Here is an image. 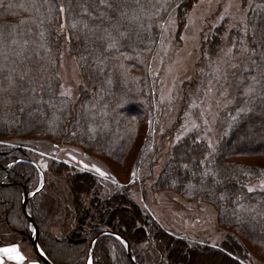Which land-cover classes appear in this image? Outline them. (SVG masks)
Here are the masks:
<instances>
[{"label":"trees","instance_id":"obj_1","mask_svg":"<svg viewBox=\"0 0 264 264\" xmlns=\"http://www.w3.org/2000/svg\"><path fill=\"white\" fill-rule=\"evenodd\" d=\"M195 1L148 0L149 4L162 7L151 19H144L147 27L137 29L130 25L131 38L123 40L118 50L105 52L108 41L98 39L104 34L95 30L100 21L89 18V13L98 15L102 10L98 0H0V136L71 141L92 153L123 159L141 125L148 121L150 132L143 151L149 158L155 155L151 145L155 141L156 95L149 73L150 59L160 41L161 25L172 16L179 31L184 12ZM76 21L80 23L73 28ZM245 28L247 31H242ZM225 31V27H217L202 42L203 53L216 54ZM62 35H66L69 52L76 56L83 81L75 102L57 93ZM227 39L243 40L249 48L255 46L258 53L264 52V0L251 1L246 20L228 29ZM9 78L15 83L10 85ZM232 81L235 98L220 119L216 148L211 150L193 132L181 137L170 149L154 187L211 202L217 208L220 223L239 231L264 253V185L247 186L264 179V166L229 160L237 155H264V95L260 86L255 95H241L244 89L236 87L234 77ZM248 108L251 112L241 114ZM236 119L241 122L234 126ZM15 150L12 154L0 152V216L23 223L24 217L28 218L22 212L20 197L24 190L28 192L37 185L39 175L34 164L20 156V149ZM65 165L59 162L53 171L63 175L71 202L68 213L76 221L68 237L51 236L40 225L45 222L43 210L50 212L53 203L58 202L56 196L50 202L42 198V207L30 205L29 197L26 200V210L37 225L36 242L53 264H85L92 238L93 264H150L139 245L147 237V225L172 264H240L244 260L242 247L233 237L223 239L217 247L190 246L149 221L125 190H116L101 199L96 193L91 194L95 189L92 172H71ZM101 224L122 236L128 249L115 235L98 234L104 230Z\"/></svg>","mask_w":264,"mask_h":264},{"label":"rangeland","instance_id":"obj_2","mask_svg":"<svg viewBox=\"0 0 264 264\" xmlns=\"http://www.w3.org/2000/svg\"><path fill=\"white\" fill-rule=\"evenodd\" d=\"M251 1L196 0L184 12V24L179 31L172 16L161 25L160 41L149 63V73L152 76L156 95L155 141L151 145L155 149V155L150 158L143 151L146 134L150 132L147 129L148 121L141 125L140 132L123 159L92 153L81 144L71 141L46 137L0 136V152L12 154L15 149H20V156L31 161L38 171L37 185L28 191L30 205L42 207L45 204L42 198L50 202L55 200V196L57 197L58 202L53 203L50 212L43 210L45 222L40 224L45 226V230L51 236L63 239L68 237L70 230L76 226L72 213H68L71 202L66 195L68 189L62 179L63 175L53 171L59 162H63L67 164L64 168H69L71 172L88 170L93 173L95 189L91 194L96 193L99 198L104 199L116 190H125L126 196L149 221H153L158 228L170 231L175 237H180L188 245L207 244L217 247L223 239L230 236L236 239L245 254L240 264H264V253L239 231L220 223L217 220V208L211 202L200 197L182 195L173 189L154 187L162 166L169 158L170 149L181 137L193 132L198 139L208 146L211 145L209 147L211 150L216 148L220 119L224 113H228L235 98L233 76L229 78L232 69L228 67V64L234 61L226 63V58L222 59L224 52L232 47L234 42V40L229 42L227 39L228 29H234L246 20ZM169 20L172 23H168ZM219 26L226 29L222 34L220 48L216 54L207 55L201 50V44ZM59 51L57 93L75 102L83 81L76 56L68 50L66 35H62ZM235 52L236 49L233 48V53ZM217 67L221 73L225 70L228 73V83L220 82L227 88L225 96L220 95L222 88L213 79L214 69ZM209 80L215 87L211 93L206 94ZM67 92H70V95L62 94ZM247 112H251L249 108L242 110L241 114ZM240 122L236 119L234 126ZM237 136L240 138L239 134ZM73 156L76 160H73ZM77 160L88 164L96 163L102 171L109 173V177L102 178L94 170L83 168L76 162ZM229 160L251 166H264V155H237ZM132 172L136 173L134 177L131 175ZM113 179L116 181L115 184L112 182ZM262 182L264 179H258L247 186H263ZM37 188L40 189L38 192ZM22 199L23 195L20 197V205ZM5 217L0 216V240H2L0 242L14 243L25 249L27 253H32L37 259L29 240L33 232L30 220L24 217V222L21 223L19 219L13 222L7 215ZM101 226L104 230L98 234L111 233L116 237L119 236L124 241L122 244L125 245V249H128L127 241L122 236L106 229L103 224ZM145 228L147 237L139 245L142 253L150 260V264H172L168 261L163 247L153 240L150 227L147 225ZM24 231L27 232L26 235ZM94 240L95 238L90 240L87 254V257L91 255L92 259ZM113 254L115 260H118L119 255L116 252ZM129 256L134 262V258L130 254Z\"/></svg>","mask_w":264,"mask_h":264},{"label":"snow or ice","instance_id":"obj_3","mask_svg":"<svg viewBox=\"0 0 264 264\" xmlns=\"http://www.w3.org/2000/svg\"><path fill=\"white\" fill-rule=\"evenodd\" d=\"M98 3L102 10L98 13V15L89 13V18L100 21V23L95 26V30L104 34L99 36L98 39H107L108 41L107 48L104 50L105 52L111 49L118 50V46L123 40L131 38L133 29L130 27V25L134 24L137 29L146 28L147 25L144 23V19H151L152 15L157 14L156 10L158 7H162L158 4H149L148 0H145L143 3L141 0H98ZM59 11L60 13L64 12L63 5L59 6ZM85 11L87 12V8H85ZM129 12L132 14L129 15ZM113 21H115V23ZM79 23L80 21L74 22L72 27L76 28ZM168 23H172V21L169 20ZM61 27L63 28V26ZM83 27L87 28V23H84ZM122 28L123 31H121ZM109 29H111V31H109ZM242 31H247V29H242ZM253 41L255 44V34H253ZM13 43H15V41H13ZM24 43L27 44V41ZM261 47H264V45H261ZM233 48L236 49L235 53H233ZM107 58L108 57L105 56V59ZM222 59H225L226 63L228 61H234L229 63L228 67L232 69V76L235 78L236 87L244 89V91H241V95L247 96L248 93L255 95L257 86H260V93L264 95V52L258 53L255 46L249 48L248 44L243 40H238L234 41L232 47L228 48L227 51L224 52ZM20 79H24L23 75L20 77ZM213 79H215L217 84L222 88L220 95L225 96L227 93V88H225L223 84H220V82L223 81L224 84L228 83L227 70L221 73L217 67L214 69ZM14 83L15 81L9 78V84L12 85ZM213 87H215V85H213L212 81L209 80L206 94L211 93L213 91ZM3 90L6 91L7 89ZM62 94L70 95V92ZM248 98L251 99V96ZM205 123H207V121H205ZM209 147H211V145H209ZM41 155L44 154L41 153ZM72 158L73 160H76V157L73 156ZM76 162L81 164L85 169L90 168L91 170H94L102 178L109 177V173L102 171L96 163H83L82 160H77ZM184 167H187V165ZM131 175L134 177L136 173L132 172ZM112 182L114 184L116 183L114 179ZM42 186L43 180L41 178V187ZM39 190V188L36 189L37 192ZM248 191L251 192L253 189L248 188ZM32 231L36 232L37 230L32 228ZM117 240H120L121 243H124V241L119 236H117ZM0 253H4L11 260H25V256L19 251L18 246L14 243L11 244V247H0ZM31 264H36V260L31 259ZM87 264H93L91 255L87 257Z\"/></svg>","mask_w":264,"mask_h":264},{"label":"water","instance_id":"obj_4","mask_svg":"<svg viewBox=\"0 0 264 264\" xmlns=\"http://www.w3.org/2000/svg\"><path fill=\"white\" fill-rule=\"evenodd\" d=\"M28 198V192L26 190L23 191V199H22V203H21V209L22 212L24 213V215L28 218V220H30V222L33 225V228H35L37 230V227L35 225L34 220L31 218V216L27 213L26 211V200ZM29 240L32 246V249L34 251V253L37 255V257L40 259V261L43 264H53L46 256L45 254L40 250L37 242H36V232H32L31 236H29Z\"/></svg>","mask_w":264,"mask_h":264},{"label":"crops","instance_id":"obj_5","mask_svg":"<svg viewBox=\"0 0 264 264\" xmlns=\"http://www.w3.org/2000/svg\"><path fill=\"white\" fill-rule=\"evenodd\" d=\"M0 247H11V244H2L0 242ZM18 248H19V251L25 256L24 261L11 260L4 253H0V264H31V259H35L36 264H43L38 259H36L32 253H30V254L27 253L25 251V249L21 248L20 246H18ZM13 255H14V253H13Z\"/></svg>","mask_w":264,"mask_h":264},{"label":"bare ground","instance_id":"obj_6","mask_svg":"<svg viewBox=\"0 0 264 264\" xmlns=\"http://www.w3.org/2000/svg\"><path fill=\"white\" fill-rule=\"evenodd\" d=\"M41 250V249H40Z\"/></svg>","mask_w":264,"mask_h":264}]
</instances>
